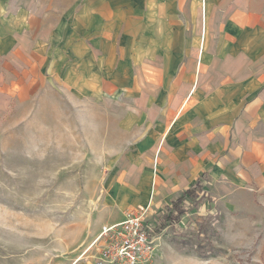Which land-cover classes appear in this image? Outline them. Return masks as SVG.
<instances>
[{
	"label": "crops",
	"instance_id": "crops-1",
	"mask_svg": "<svg viewBox=\"0 0 264 264\" xmlns=\"http://www.w3.org/2000/svg\"><path fill=\"white\" fill-rule=\"evenodd\" d=\"M0 5L10 21L0 34L2 62L76 69L88 52L96 89L114 92L122 68L123 95L139 106L145 130L130 176L138 183L122 211L89 227L90 240L127 208L148 207V221L197 181L221 209L264 210V0H138V7L126 0L118 33L110 0Z\"/></svg>",
	"mask_w": 264,
	"mask_h": 264
},
{
	"label": "rangeland",
	"instance_id": "rangeland-1",
	"mask_svg": "<svg viewBox=\"0 0 264 264\" xmlns=\"http://www.w3.org/2000/svg\"><path fill=\"white\" fill-rule=\"evenodd\" d=\"M111 1L118 33L126 0ZM2 14L0 34L10 23ZM7 60L0 59V264H96L93 251L84 254L99 234L90 240L89 227L105 212L122 211L138 183L130 176L145 128L139 106L123 95V69H115L108 95L96 89L88 52L76 69L15 68ZM196 194L178 223L159 234L151 213L149 264H264V210L229 212Z\"/></svg>",
	"mask_w": 264,
	"mask_h": 264
},
{
	"label": "built area",
	"instance_id": "built-area-1",
	"mask_svg": "<svg viewBox=\"0 0 264 264\" xmlns=\"http://www.w3.org/2000/svg\"><path fill=\"white\" fill-rule=\"evenodd\" d=\"M147 216L148 207L125 209L122 220L102 226L84 254L93 251L96 264H149L156 244Z\"/></svg>",
	"mask_w": 264,
	"mask_h": 264
},
{
	"label": "trees",
	"instance_id": "trees-1",
	"mask_svg": "<svg viewBox=\"0 0 264 264\" xmlns=\"http://www.w3.org/2000/svg\"><path fill=\"white\" fill-rule=\"evenodd\" d=\"M200 189V181H197L192 187L187 189L184 193L172 200L169 205H165L157 213V225L153 229L154 234H159L162 230L169 226L178 223L180 217L186 213V200H191L197 197V190Z\"/></svg>",
	"mask_w": 264,
	"mask_h": 264
}]
</instances>
